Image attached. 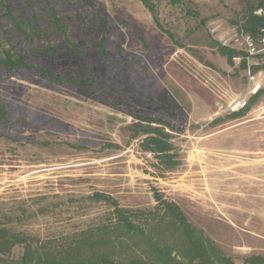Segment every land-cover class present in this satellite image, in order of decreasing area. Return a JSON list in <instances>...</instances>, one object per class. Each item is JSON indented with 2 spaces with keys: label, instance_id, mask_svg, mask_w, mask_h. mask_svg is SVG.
Listing matches in <instances>:
<instances>
[{
  "label": "rangeland",
  "instance_id": "obj_1",
  "mask_svg": "<svg viewBox=\"0 0 264 264\" xmlns=\"http://www.w3.org/2000/svg\"><path fill=\"white\" fill-rule=\"evenodd\" d=\"M49 2L64 31L44 0L9 1L18 18L38 20L34 42L0 20V49L12 44L63 79L0 68V222L66 236L112 220L96 192L135 212L161 209V199L238 263L264 255V53L244 68L214 44L232 47L259 0H154L156 13L140 0ZM50 46L55 54L33 51ZM249 71L263 89L254 100ZM239 97L242 115L221 110ZM135 123L168 133L169 157L144 149Z\"/></svg>",
  "mask_w": 264,
  "mask_h": 264
},
{
  "label": "trees",
  "instance_id": "obj_2",
  "mask_svg": "<svg viewBox=\"0 0 264 264\" xmlns=\"http://www.w3.org/2000/svg\"><path fill=\"white\" fill-rule=\"evenodd\" d=\"M9 1L0 0V20L2 16H7L19 33L34 42L38 20L35 16L18 18L14 15ZM44 1L48 5L51 21L56 23L58 30L64 31L65 22L57 15L49 0ZM140 1L151 12L156 13L157 5L154 0ZM256 8H262L263 13L257 14ZM263 26L264 0H259L256 7H251L244 14L240 29L258 36ZM65 36L66 41H69L67 34ZM104 41L103 36L100 45H103ZM214 44L218 52L227 58L228 63L233 64V58L239 52L219 41H214ZM33 51L38 56L49 52L56 53L52 46L46 49L34 48ZM241 66L247 67L246 59L241 61ZM0 68L8 75L25 68L36 69L51 81L62 79L41 63L36 66L29 64L26 56L12 44L0 49ZM65 80L75 81L73 78ZM88 80L75 82L81 86L94 87L91 78ZM262 90L259 89L252 99L254 100ZM243 113L244 111H238L233 114L240 116ZM0 118L3 121L8 120V111L1 96ZM221 120L216 119L218 122ZM143 121L153 122L147 118ZM132 127L137 129L136 133L141 132L146 136L143 139L144 149L155 152L160 157H169L167 152L171 151L172 147L168 133L158 127L140 126L137 123ZM92 198L110 203L114 217L108 222L89 226L71 235L34 237L15 231L12 226L0 222V264H264V255L259 253L244 257L241 263L235 261L218 247L213 239L194 226L175 203L159 199L162 208L145 213L120 207L105 193L96 192ZM18 245L22 246L23 251L19 257L14 258L13 250Z\"/></svg>",
  "mask_w": 264,
  "mask_h": 264
},
{
  "label": "built area",
  "instance_id": "obj_3",
  "mask_svg": "<svg viewBox=\"0 0 264 264\" xmlns=\"http://www.w3.org/2000/svg\"><path fill=\"white\" fill-rule=\"evenodd\" d=\"M256 13L262 14V8H259ZM232 44V48L236 49L239 52V54L234 56L233 59L241 61L243 59H246L249 64L250 59L264 53V26L261 28V31L258 36H253L252 34L246 33L243 30L235 33L232 37ZM247 67H249V65ZM249 88L251 94H256L261 88V84L256 79V75L251 71H249ZM246 106V99L244 97H239L235 98L232 102H230L227 107H223V105L221 104L220 108L222 111L236 112L240 111Z\"/></svg>",
  "mask_w": 264,
  "mask_h": 264
}]
</instances>
